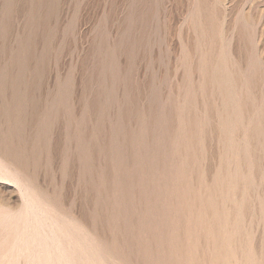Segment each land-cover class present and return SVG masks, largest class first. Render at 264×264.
<instances>
[{
    "label": "rangeland",
    "instance_id": "1",
    "mask_svg": "<svg viewBox=\"0 0 264 264\" xmlns=\"http://www.w3.org/2000/svg\"><path fill=\"white\" fill-rule=\"evenodd\" d=\"M221 46L233 70L251 67L235 133L248 151L227 165L222 100L198 70ZM190 115L207 117L199 132ZM0 166L12 175H0V264H39L33 200L56 227L76 223L66 244L87 235L79 264H210L187 224L202 201L185 192L234 168V202L218 204L234 214L241 202L264 264V0H0Z\"/></svg>",
    "mask_w": 264,
    "mask_h": 264
},
{
    "label": "bare ground",
    "instance_id": "2",
    "mask_svg": "<svg viewBox=\"0 0 264 264\" xmlns=\"http://www.w3.org/2000/svg\"><path fill=\"white\" fill-rule=\"evenodd\" d=\"M195 14L196 15L199 14L198 10H196ZM194 18L196 17L194 16ZM192 24H194L193 25L194 27L195 25H197V22L195 19ZM214 36L216 38V40L212 38L214 43L217 44L221 42V39L223 37L222 31L217 29L215 31ZM223 46H221L219 50L214 54L212 53L204 54L201 52L199 56L198 70L203 78L202 84H201V86H203L202 90L205 89L204 87L208 85L209 86L212 85V87L215 88L217 95L222 100V105L219 109H217V114H216L218 118L217 129L219 131L221 141L225 149V154L229 155V156L223 155V157H221L223 164L227 165L230 162V160L233 161V157L240 156L242 153H246L248 151V141L243 140L242 142H240V144H238L235 140V133H236L237 128L241 127L244 122L241 116V112L243 111V108L247 106V101H243V98H241V92H239L240 91L239 84L243 83L244 81L249 80V77H250L249 73H250L251 67L249 68V72L246 71L247 73L245 74H243V72L237 71L235 67H234V70H235L234 71L230 65L231 64L230 55L228 51L225 49V47ZM189 93L191 92L189 91ZM188 97L189 98L187 99L188 100L190 99L191 101L192 98L190 96ZM180 109H182L181 114H183L185 112L184 106ZM204 116H197V115L189 116L190 118H188V120L193 130L198 131V130H201V127L205 126V124L207 123V117H204ZM244 128L245 126L243 125V129ZM187 137L189 139V137H192V136H185V139ZM190 143L192 142L190 141ZM185 148H186V145H185ZM3 167L4 166L2 167L0 166V175L5 176L4 178L12 176L8 174V172L5 170L6 167L5 168ZM22 173H19V174L21 175ZM216 173L217 174L213 176L214 177L213 183L206 191V194H201L199 193L200 191L197 192L191 189L190 186L187 188L188 191L185 192L186 193L185 195L188 196L189 194V196L194 197V199L196 197H200L199 198L200 202L202 201V204H203L201 205L202 209L198 211H194V213L196 214L194 216L192 215L193 218H191V220H189V223H187L189 226L188 227L189 232L191 231L190 233L191 237L195 232H197L200 235L199 238L200 239L202 238V240L206 243L207 245L206 247H208V250L206 248L207 251H205L206 253L203 254V260L208 261L210 264H262V261L259 259V256H257L258 254L256 253V249L253 245V238H252L253 233L251 234L247 229L248 225L246 224V214L241 209V202H239L240 204L234 203V206H235L234 214L230 213L229 211L227 212L226 210L223 209L224 207L221 208L219 206L221 204H218V202L223 199L225 200L223 202H226L227 200L234 202V199L232 196H234V193L238 189L239 179H240V172L238 168H234V170H231V171L230 170H226V171L219 170V172H216ZM178 181L180 180L178 179ZM188 203L190 204V202ZM259 203H260V208H261L260 220L263 221V225H264V194L260 198ZM26 204H27L26 207H27L29 216L30 215L35 216V223L38 229L36 230L35 228L36 226L32 224V226H35L33 227L35 228L34 230L41 232L40 233L41 235L37 236L38 238L37 237L36 238L34 237V239L31 238L32 240L37 241L39 243L38 244L34 242L39 245L37 250L36 249H35L36 251L33 250V253L31 254L34 260H37L39 264H79L81 263L79 261H83V260H79L77 263V260L75 258L76 254L79 255L77 258L89 255V252L91 251L89 249V246L91 245H88L90 240L88 241L87 235H85L84 231L80 230L79 228L78 230L82 231L83 233H79L78 236L77 235L75 236L77 237L80 236L82 240H80V238L78 239L82 241L81 243H84V245L82 244L83 247L81 246L77 248L76 243H73L72 239H71L72 242H68V244H66V241H70L71 236L74 237V234L70 236L69 235L70 232L67 231L66 229L73 230L74 228L75 230L76 223L74 226V223H72V221L67 220L68 218L61 219L62 227L58 224L56 227V223H59L57 221H60V219L56 218L57 216L53 217L51 215H47L48 213H46L45 210H43V208L41 207V204L40 203L37 204V202H35L34 200ZM185 205H184V208H186ZM26 219L27 218L25 217V221ZM244 222H245V225H247L246 227L244 225ZM42 230L44 231L43 235H42ZM74 230H73V233H74ZM249 230L251 229L249 228ZM76 232H77V229H76ZM36 234L38 235L39 233L35 232V235ZM191 244H192V248L189 251L190 252L189 259H187L188 255H185V257L187 256L185 259H187L188 262L190 259H195L194 258L195 257L194 248H195L196 243L195 241L192 240V243H190V246ZM262 246L264 248V239L262 242ZM96 253L97 254L100 253L99 255H102L100 251ZM34 255L37 257H34ZM92 256H94V254ZM181 258L184 260V258L181 256L179 259V262H181ZM34 260H32V262H34ZM197 260L198 259L193 260L192 263L194 264L195 261ZM101 262L102 261L98 260L97 264H102ZM200 262L197 261V263L201 264ZM204 264H206V262Z\"/></svg>",
    "mask_w": 264,
    "mask_h": 264
}]
</instances>
